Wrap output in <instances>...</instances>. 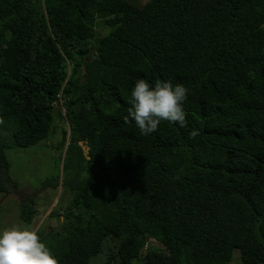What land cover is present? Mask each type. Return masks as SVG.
Returning a JSON list of instances; mask_svg holds the SVG:
<instances>
[{"label": "trees", "instance_id": "trees-1", "mask_svg": "<svg viewBox=\"0 0 264 264\" xmlns=\"http://www.w3.org/2000/svg\"><path fill=\"white\" fill-rule=\"evenodd\" d=\"M139 79L184 85L186 126L125 122ZM56 115L59 264H264V0H0V192Z\"/></svg>", "mask_w": 264, "mask_h": 264}, {"label": "rangeland", "instance_id": "rangeland-1", "mask_svg": "<svg viewBox=\"0 0 264 264\" xmlns=\"http://www.w3.org/2000/svg\"><path fill=\"white\" fill-rule=\"evenodd\" d=\"M99 32L106 33L108 28L100 26ZM63 120V121H62ZM65 120L56 115L55 131L48 138L30 147L11 146L7 155L11 161L9 171V192H0V230L18 225L32 230H50L59 227L62 216H52V212H63L71 200V192L63 187L62 165L64 150L59 148L62 139L61 129ZM69 129V127H68ZM87 149V148H86ZM58 185L53 179L58 180ZM33 200L38 209V215L32 223L25 222L20 217L23 201ZM160 245L153 239L148 243ZM239 250H235V254ZM235 255V263L239 264V255ZM105 255L97 258L93 264H104Z\"/></svg>", "mask_w": 264, "mask_h": 264}, {"label": "clouds", "instance_id": "clouds-1", "mask_svg": "<svg viewBox=\"0 0 264 264\" xmlns=\"http://www.w3.org/2000/svg\"><path fill=\"white\" fill-rule=\"evenodd\" d=\"M188 89L170 81H156L154 86L139 79L131 90L130 105L125 122L131 118L144 135L158 130L162 121L186 126L187 113L184 104ZM0 118V124H3ZM193 137L198 132L191 133ZM0 264H59L37 231L29 227L13 225L0 230Z\"/></svg>", "mask_w": 264, "mask_h": 264}, {"label": "flooded vegetation", "instance_id": "flooded-vegetation-1", "mask_svg": "<svg viewBox=\"0 0 264 264\" xmlns=\"http://www.w3.org/2000/svg\"><path fill=\"white\" fill-rule=\"evenodd\" d=\"M133 1H135V2H137L139 5H145L148 1H150V0H133Z\"/></svg>", "mask_w": 264, "mask_h": 264}]
</instances>
